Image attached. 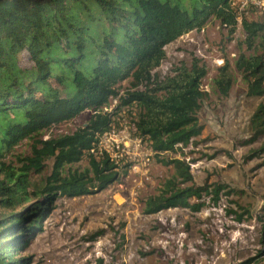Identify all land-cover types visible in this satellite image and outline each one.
<instances>
[{"label": "trees", "instance_id": "trees-1", "mask_svg": "<svg viewBox=\"0 0 264 264\" xmlns=\"http://www.w3.org/2000/svg\"><path fill=\"white\" fill-rule=\"evenodd\" d=\"M229 1L0 0V264L33 263L23 253L42 233L59 198L90 195L116 181L118 166L107 153L95 156L91 150L98 136L110 130L121 107H136L137 136L149 141L158 163L174 169L158 194L145 201L144 214L175 208L197 213L204 204L191 200L203 194L217 203L221 193H241L221 184L185 186L193 181L189 164L160 157L201 134L197 114L207 97L201 88L206 67L193 58L190 65L181 63L162 79L154 74L166 58V46L202 30L211 19L232 36L238 21ZM241 26L243 45L252 54H240L234 65L246 84V95L262 98L264 19L243 18ZM23 56L26 66L21 65ZM125 81L133 91L119 97L111 112L104 111ZM213 84L228 97L233 80L227 63L218 69ZM85 112L90 117L82 128L43 139L46 130ZM250 125L252 136L244 143L264 137V101ZM24 140L32 142L31 155L20 159L18 167L6 164L5 156ZM259 152H264V142L249 156ZM85 157L89 169L65 171ZM35 177L40 181H33ZM241 210L239 222L249 215Z\"/></svg>", "mask_w": 264, "mask_h": 264}, {"label": "rangeland", "instance_id": "rangeland-1", "mask_svg": "<svg viewBox=\"0 0 264 264\" xmlns=\"http://www.w3.org/2000/svg\"><path fill=\"white\" fill-rule=\"evenodd\" d=\"M243 18L262 21L264 10L249 9L237 14L232 36L218 20L211 19L202 30L191 31L166 46V58L154 70L162 79L181 63L190 65L193 58L207 69L201 83L207 97L197 114L201 134L186 147L179 146L160 157L189 164L193 181L185 186L221 184L241 193H221L217 203L212 201V195L203 194L200 200H191L204 204L197 213L175 208L144 214L145 201L158 194L174 169L158 163L149 141L137 136L136 107H121L113 118L110 138L100 142V149L107 150L118 166L116 181L90 195L59 198L43 222L42 233L23 253L32 258V264H264V152L249 156L261 147L264 137L244 143L252 136L250 118L264 97L246 95V84L234 65L240 54H252L243 45ZM225 63L233 80L226 98L213 84ZM21 65H27L24 56ZM127 91H133L129 81L120 85L117 98L107 106L108 112ZM89 117L85 112L53 126L44 132L43 139L72 134L85 126ZM31 143L21 142L4 162L20 166V159L31 155ZM46 167L49 175L51 160ZM86 169L87 157L65 167L66 172ZM40 179L35 177L33 181ZM239 207L249 212L241 222L237 221L242 213Z\"/></svg>", "mask_w": 264, "mask_h": 264}, {"label": "built area", "instance_id": "built-area-1", "mask_svg": "<svg viewBox=\"0 0 264 264\" xmlns=\"http://www.w3.org/2000/svg\"><path fill=\"white\" fill-rule=\"evenodd\" d=\"M229 4L231 6V8L234 10V12L236 14H241L242 12H247L249 9H259V10H264V0H230ZM238 12V13H237ZM104 111H107V108L104 109ZM107 136H109L110 138V134L109 131L103 133L102 135L98 136L99 137V142L98 145L96 147V149L91 150V154L97 156V155H101L103 152L107 153L109 155V157L111 156L110 153L107 150H101L100 149V142L106 138ZM118 146L116 145V148ZM110 160L113 162V160L110 157ZM114 163V162H113Z\"/></svg>", "mask_w": 264, "mask_h": 264}]
</instances>
